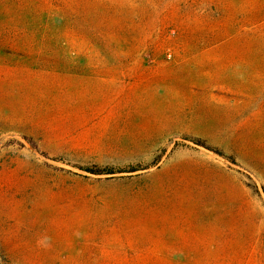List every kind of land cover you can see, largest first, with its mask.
I'll return each mask as SVG.
<instances>
[{
  "label": "rangeland",
  "instance_id": "1",
  "mask_svg": "<svg viewBox=\"0 0 264 264\" xmlns=\"http://www.w3.org/2000/svg\"><path fill=\"white\" fill-rule=\"evenodd\" d=\"M0 264H264V0H0Z\"/></svg>",
  "mask_w": 264,
  "mask_h": 264
}]
</instances>
